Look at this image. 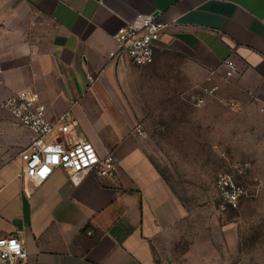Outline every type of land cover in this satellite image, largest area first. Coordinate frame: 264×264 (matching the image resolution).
I'll use <instances>...</instances> for the list:
<instances>
[{
	"label": "crops",
	"instance_id": "crops-1",
	"mask_svg": "<svg viewBox=\"0 0 264 264\" xmlns=\"http://www.w3.org/2000/svg\"><path fill=\"white\" fill-rule=\"evenodd\" d=\"M140 12L168 24L144 66L110 55ZM227 58L240 68L229 80ZM0 64V98L38 91L51 119L73 116L118 164L112 177L29 178L18 155L34 133L0 110V237L19 234L27 264L240 263L241 228L215 182L232 151L264 163V0H0ZM184 92L205 101L190 125L165 110L189 105Z\"/></svg>",
	"mask_w": 264,
	"mask_h": 264
},
{
	"label": "built area",
	"instance_id": "built-area-1",
	"mask_svg": "<svg viewBox=\"0 0 264 264\" xmlns=\"http://www.w3.org/2000/svg\"><path fill=\"white\" fill-rule=\"evenodd\" d=\"M167 26L156 13H138L113 35L117 50L111 52V57L127 56L139 66L152 64L157 43ZM224 63L225 79L229 80L240 72L232 58H227ZM1 73L0 64V84ZM88 78L94 82L92 75ZM219 87L214 85L206 91L212 95ZM0 110L7 111L15 124L34 133L29 145L18 155L24 163L23 175L36 181H45L55 169H62L68 174L91 172L99 177L117 174L118 164L114 155H100L93 143L79 134L76 119L68 113L51 119L38 91H14L0 98ZM232 163L233 171H220L215 182L218 207L223 212L239 209L243 199L249 195L248 188L239 182L236 174H247L250 162L236 160ZM28 256L29 251L19 234L0 237V264H27Z\"/></svg>",
	"mask_w": 264,
	"mask_h": 264
},
{
	"label": "rangeland",
	"instance_id": "rangeland-1",
	"mask_svg": "<svg viewBox=\"0 0 264 264\" xmlns=\"http://www.w3.org/2000/svg\"><path fill=\"white\" fill-rule=\"evenodd\" d=\"M200 94L207 96L209 93L207 91L199 92ZM185 97H191V101L188 104L182 103H169L166 104V111H176L183 108L185 113L186 125H190L191 116L188 117L186 113L192 111L193 105L203 104L205 101L197 95L184 92ZM200 99L202 101H200ZM234 109V104H231ZM230 107V111H234ZM171 117V115H169ZM234 117V116H233ZM235 117H237L235 115ZM166 120L171 121L173 124L177 123L175 118H167ZM237 121V118H233V122ZM189 123V124H188ZM251 134V133H250ZM243 140H239L238 133L233 134V143L242 142L249 143L253 142L251 135L241 136ZM246 151H232L229 167L227 171H233L232 162L239 160L236 156L239 154H245ZM240 158V157H239ZM243 159L246 157H242ZM252 163V164H251ZM251 168L245 175L236 174L237 179L240 183L244 184L248 190L249 195L245 197L242 201V205L237 210H231L228 212L231 218L239 224L241 228V253H240V263L238 264H264V163L257 165L251 162ZM225 170V169H224ZM222 171V170H221ZM218 173L216 175L217 179Z\"/></svg>",
	"mask_w": 264,
	"mask_h": 264
}]
</instances>
